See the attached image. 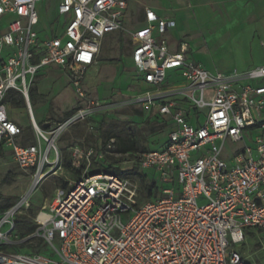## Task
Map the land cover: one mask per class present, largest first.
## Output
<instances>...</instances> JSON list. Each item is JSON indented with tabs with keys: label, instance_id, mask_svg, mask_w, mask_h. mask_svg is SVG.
<instances>
[{
	"label": "built area",
	"instance_id": "1",
	"mask_svg": "<svg viewBox=\"0 0 264 264\" xmlns=\"http://www.w3.org/2000/svg\"><path fill=\"white\" fill-rule=\"evenodd\" d=\"M42 2L0 0V145L11 148L17 167L31 179L30 189L0 211V264H252L231 246L246 232L264 231V67L213 74L188 58L187 43L171 53L164 36L174 22L146 10L148 25L128 33L133 64L150 89L103 103L90 99L82 84L102 40L125 30L128 0H59L63 37L44 38L34 29ZM51 66L73 76L86 109L40 127L30 107L31 88ZM170 72L177 75L175 86L163 88ZM246 81L253 84L242 85ZM11 97L28 104L33 144L20 142L23 128L6 108ZM129 105L157 109L169 128L163 147L125 162L158 176L159 198L140 201L137 182L93 172V150L84 156L76 147L70 172L84 164L83 172L62 178L35 216V232L20 238L17 217L31 208L45 179L63 172L57 145L65 131L98 109ZM228 144L239 147L230 151ZM34 240L50 252L13 251Z\"/></svg>",
	"mask_w": 264,
	"mask_h": 264
},
{
	"label": "rangeland",
	"instance_id": "2",
	"mask_svg": "<svg viewBox=\"0 0 264 264\" xmlns=\"http://www.w3.org/2000/svg\"><path fill=\"white\" fill-rule=\"evenodd\" d=\"M135 3L136 1L131 3V10H133ZM58 6L59 0H44L38 8L39 19L34 25V29L40 37H63L64 17L59 15ZM208 15H210V11L201 14L197 21L188 17L187 22H189V29L196 27L206 31L211 29L212 34L210 36L199 29L182 33L183 37L194 46V52L202 54L198 60L205 67L213 73L241 75L258 66H264V47L260 45V41L261 39L264 41V37L261 34L260 38L253 41L247 33H241L235 28L232 29L228 24L225 25L228 27L227 30L224 26V28L218 26L217 18H213L216 22L211 23ZM131 16L129 11V14L124 18L125 30L110 34L103 40L101 73L86 74L85 76L82 89L90 99L99 100L103 103H107L109 99L114 102H124L150 89L144 83L137 86L136 71L130 69L131 66L127 60L130 51L127 30L131 29L132 24H135L134 13ZM208 36L209 41H207ZM174 39L178 40L177 38ZM193 59L196 60L197 58L193 57ZM246 68L248 70H245ZM109 70L112 71L109 73ZM176 79L177 77L173 74H169L163 88L175 86ZM73 80V76L68 72L53 67H50L45 75L35 79L38 92L35 97L31 98L30 96V107L40 127H43L46 122L63 123L69 117L66 114L71 113L72 116L78 111L86 109L85 102L79 97ZM250 83L253 84L246 81L242 85ZM259 84L264 85V80L260 81ZM6 108L9 117L20 124L25 132L20 142L22 144L34 143L36 139L27 102L22 100L18 105L6 102ZM102 122L104 125L101 127ZM168 131L169 128L165 121L158 116L157 109L148 111L139 105L119 106L112 111L98 109L94 115H89L65 131L57 145L61 154L63 172L53 174L42 182L32 195L31 208L17 217L16 222L30 221L35 224V216L46 200L53 199L56 190L60 187L62 178L73 179L75 177L65 168V164L70 161L74 148L79 147L84 156L93 150L90 158L92 161L90 169L93 172L100 171L98 170L100 166L106 169L109 167L118 168L121 172L122 170L127 172L137 167L133 166L132 163L125 164V162L132 161L133 158L146 150H158L163 147L168 140ZM109 136H112V139L108 140ZM118 136L135 140L138 151L135 154H130V156H119L117 147L114 145ZM106 144H111L109 150H105ZM238 147L228 144L230 151L237 150ZM107 151L108 153H106ZM101 152L104 157L98 158ZM82 165L84 166V164ZM139 172L146 175L145 183L136 177L131 179L139 184L140 201L158 199V194L150 199L145 198L144 191L145 185L158 183V176L152 170H139ZM30 186L31 179L17 167L11 148L1 145L0 194L4 198V202L12 204L17 202L30 189ZM16 233L19 234L18 231ZM262 247H264V231L250 233L244 237L241 243L231 246L232 250L239 252L243 258L252 264H264V249ZM13 251L24 254H46V251L50 252V249L40 246L39 241L34 240L32 244L24 243L20 247H14Z\"/></svg>",
	"mask_w": 264,
	"mask_h": 264
},
{
	"label": "crops",
	"instance_id": "3",
	"mask_svg": "<svg viewBox=\"0 0 264 264\" xmlns=\"http://www.w3.org/2000/svg\"><path fill=\"white\" fill-rule=\"evenodd\" d=\"M133 1L134 2L136 1V3L133 6V10H131L130 5ZM42 3H40L37 8H40ZM146 10L153 11L159 20L174 22L175 26L169 29L164 36L168 40L169 51L171 53H177L180 49V45L182 43H187L189 46L188 58L211 73L213 72L209 70L207 67H205L201 63V61L198 60L199 56L200 55L202 56V54H198L194 52V46H192L183 37L182 34L184 31L192 32L196 29H199L209 34L210 36V34H212V32L210 31L211 29L208 31L198 27L189 29V24H188L189 22H187L189 18L197 21V18L200 17L201 14H203L204 12L206 13V11H210V15H208V17H210L211 23L216 22V20L215 19L213 20V18H217L218 26L220 25L222 27L223 26L225 27V25L228 24L229 26H231L232 29L235 28L236 30H240L241 33H245V34L247 33L249 38L253 41L256 38H260L261 35L264 37V0H128V8L126 11V16L129 14V11H130V17H132L131 15L134 13L135 24L134 25L130 24L131 29H128L127 32H136L142 28H145L148 25L146 20ZM227 28L228 27H225V30H227ZM209 36L207 38V41H209ZM174 38H177L178 40L176 41ZM262 40L263 39H261L260 41V45L264 47V41ZM129 48L130 51L127 60L129 61V65L131 66L130 69L135 70L137 74V70L132 61L133 47L131 44L130 35H129ZM107 49L110 48L107 47ZM102 50L103 48L101 44L100 53L96 57L95 64L92 68L88 70L87 74L93 75V74L101 73L100 66L102 63L101 62ZM193 57L197 58L196 59L197 61L194 60ZM51 67L60 70L56 66H51ZM259 67H264V66H258L256 68ZM49 69L50 67L42 70L38 74L36 79H38L40 76L45 75L49 71ZM245 70L248 69L246 68ZM110 71L112 70H109L108 72L110 73ZM170 74H173L175 77H177L175 72H170ZM213 74H223V73L221 72V73H213ZM135 80L137 81L136 83L137 86L143 85L144 83L138 74L136 75ZM34 83L36 84L37 87V83L36 82ZM145 85L148 86L147 84ZM37 92L38 89L36 92L31 93L33 94V97H35ZM23 145H29V144H23Z\"/></svg>",
	"mask_w": 264,
	"mask_h": 264
},
{
	"label": "trees",
	"instance_id": "4",
	"mask_svg": "<svg viewBox=\"0 0 264 264\" xmlns=\"http://www.w3.org/2000/svg\"><path fill=\"white\" fill-rule=\"evenodd\" d=\"M36 91H37V87H36V84L34 83L32 89H31V93L36 92ZM30 95L32 98L33 94H30ZM21 101H22V99H20V98H12V97L7 100V102L17 104V105L20 104ZM70 115H71V113L66 114V116H70ZM103 125H104V122L101 123V127ZM110 139H112V136L108 137V140H110ZM115 146L117 147V153L121 154V155L135 154L138 151L136 141L133 139H130V138H122V137L118 136L117 142L115 143ZM145 152H147V150ZM142 153H144V152H142ZM65 168L68 171H70V164L66 163ZM83 170H84V166L82 165L79 170H76L72 174L80 175L83 172ZM98 170H100V171H98L100 173H110V174L120 176L122 178H135L136 177V178H139L142 183H145L146 179H147L146 175L139 172V170L137 168H134L130 172H121L118 170V168L114 169L112 167H109L106 169V168L100 166ZM160 189H161V186L158 183H152L149 185H145L144 186L145 198L150 199L152 197H155L157 194L159 195ZM11 206H12V203L4 202V204L0 207V211H4ZM35 230H36L35 224H33L30 221H28V222L27 221L26 222H17V231L20 235V238L24 239V238L28 237L29 235L33 234L35 232ZM250 233L251 232H246L245 236L247 237V235ZM257 248H259V246H257Z\"/></svg>",
	"mask_w": 264,
	"mask_h": 264
},
{
	"label": "water",
	"instance_id": "5",
	"mask_svg": "<svg viewBox=\"0 0 264 264\" xmlns=\"http://www.w3.org/2000/svg\"><path fill=\"white\" fill-rule=\"evenodd\" d=\"M45 127H47V126H45Z\"/></svg>",
	"mask_w": 264,
	"mask_h": 264
}]
</instances>
